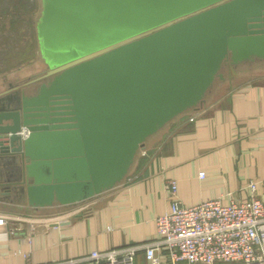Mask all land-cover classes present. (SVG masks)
I'll return each instance as SVG.
<instances>
[{
  "label": "water",
  "instance_id": "water-1",
  "mask_svg": "<svg viewBox=\"0 0 264 264\" xmlns=\"http://www.w3.org/2000/svg\"><path fill=\"white\" fill-rule=\"evenodd\" d=\"M40 3L46 68L0 92V164L18 172L0 169V194L16 190L32 208L120 183L149 136L204 105L226 61H264V0Z\"/></svg>",
  "mask_w": 264,
  "mask_h": 264
},
{
  "label": "crops",
  "instance_id": "crops-1",
  "mask_svg": "<svg viewBox=\"0 0 264 264\" xmlns=\"http://www.w3.org/2000/svg\"><path fill=\"white\" fill-rule=\"evenodd\" d=\"M25 1L0 0V62L4 55H15L14 41L4 36L25 27ZM17 54L23 56L16 66L0 67V92L30 79L24 47ZM234 70L231 86L224 85L223 75L203 106L179 114L149 136L127 175L112 188L74 205L42 208L28 206L16 190L0 194V215L8 218V225L0 226V264H51L154 239L155 218L169 208L166 179L176 181L183 205L226 191L244 198L239 189L249 180L256 182L264 204V71L243 77ZM14 166L0 164V169L15 177ZM135 259L146 264L142 253Z\"/></svg>",
  "mask_w": 264,
  "mask_h": 264
},
{
  "label": "built area",
  "instance_id": "built-area-1",
  "mask_svg": "<svg viewBox=\"0 0 264 264\" xmlns=\"http://www.w3.org/2000/svg\"><path fill=\"white\" fill-rule=\"evenodd\" d=\"M18 134L26 137L27 128L22 126ZM163 188L169 208L155 218L154 239L51 264H137V253L146 264H264V204L254 180L239 189L244 198L226 191L192 205L180 202L174 179H166ZM7 225L8 218L0 215V226Z\"/></svg>",
  "mask_w": 264,
  "mask_h": 264
},
{
  "label": "rangeland",
  "instance_id": "rangeland-1",
  "mask_svg": "<svg viewBox=\"0 0 264 264\" xmlns=\"http://www.w3.org/2000/svg\"><path fill=\"white\" fill-rule=\"evenodd\" d=\"M25 6L28 9H25L24 12V24L25 27L20 28L15 27L12 30L9 29V32L5 34L4 37H7L13 40L15 45V55H4L2 56L3 59H1L0 62V67L1 65H17L20 60L22 59L23 55H18L17 53L22 51V47L25 49V55L24 57H28L29 62L25 65L24 69H28V74H30V79L40 75L44 69H45V64L43 63L42 58L40 57L39 50H38V44H37V38H36V29H35V23L36 19L40 13L41 9V3L40 0H27L25 1ZM28 22V24H27ZM24 42V43H23ZM28 49V52H26ZM28 53V54H27ZM26 60V59H25ZM258 63L257 61H253L251 63H241L237 65L236 67H231L229 64H224L221 69L222 75H224L225 78V86H231L234 83V78L231 77L230 71L233 69L237 70L239 69L240 75L243 77L254 73V72H262L264 71V66L262 64H256ZM234 70V71H235ZM254 71V72H252ZM237 76H235L236 78ZM241 76H239L240 78ZM220 80L216 79L213 87L217 88L218 85L220 84ZM138 264V263H137ZM221 264V263H217ZM233 264H241V263H233Z\"/></svg>",
  "mask_w": 264,
  "mask_h": 264
},
{
  "label": "flooded vegetation",
  "instance_id": "flooded-vegetation-1",
  "mask_svg": "<svg viewBox=\"0 0 264 264\" xmlns=\"http://www.w3.org/2000/svg\"><path fill=\"white\" fill-rule=\"evenodd\" d=\"M253 61H262V60H259V59H253V60H251V61H246V63H251V62H253ZM264 62V61H263ZM245 63V62H244ZM224 64H229V65H231V67H236V66H234V65H232V64H230L229 63V61H226ZM45 68H46V66H45ZM45 80V78H41V79H38L37 81H35L34 83H33V85H38L40 82H42V81H44Z\"/></svg>",
  "mask_w": 264,
  "mask_h": 264
},
{
  "label": "trees",
  "instance_id": "trees-1",
  "mask_svg": "<svg viewBox=\"0 0 264 264\" xmlns=\"http://www.w3.org/2000/svg\"><path fill=\"white\" fill-rule=\"evenodd\" d=\"M1 12V11H0Z\"/></svg>",
  "mask_w": 264,
  "mask_h": 264
}]
</instances>
